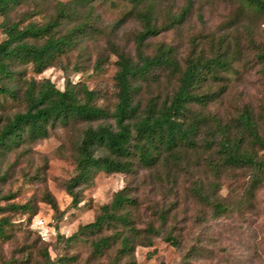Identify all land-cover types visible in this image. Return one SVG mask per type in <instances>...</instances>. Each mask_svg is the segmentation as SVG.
Listing matches in <instances>:
<instances>
[{"label":"rangeland","instance_id":"obj_1","mask_svg":"<svg viewBox=\"0 0 264 264\" xmlns=\"http://www.w3.org/2000/svg\"><path fill=\"white\" fill-rule=\"evenodd\" d=\"M61 3L69 4L70 13L59 18L55 36L65 35L81 22L86 23L85 33L40 73L31 64L14 67L19 73L5 83L16 90L18 97L0 94V127L7 118L24 110L28 80L36 86L49 80L60 89L67 81L77 88L84 85L98 93V105L111 111L116 101L114 49L135 58L136 38L141 31L136 11L148 4L155 9L156 24L169 27L143 42L145 54L152 55L163 43L173 48L182 68L190 53L208 58L222 55L229 61L228 70H219L218 78L207 86L213 91L223 89L220 97L191 110L216 116L222 124H233L245 107L255 117L264 114V11L244 0H192L178 23L171 20L184 10L186 0H147L138 8L131 0H24L9 18L19 26L44 24ZM2 19L0 15V22ZM3 38L0 29V41ZM99 56L103 62L101 70H96ZM177 82V75L155 69L148 81H140L137 98L142 104L151 96L161 102L171 97ZM103 122L57 125L43 139H26L2 152L0 218L6 217L11 225L5 236H0V264H107V257L95 259L91 255L84 240L69 237L79 226L93 221L100 206L110 202L122 187H127L137 201V209L132 212L135 225L142 228L150 223L160 231L151 246L136 247L135 264H184L182 257L191 246L198 249L191 264H264V172L250 201L244 200V193L251 172H223L217 194L232 210L216 217L211 207L194 194L213 181L204 165L208 152L201 149L189 153L168 171L161 165L155 169L138 167L129 174L100 171L90 184L78 188L80 201L73 205L65 183L75 173L76 146L86 127ZM106 122L113 123L112 119ZM258 124L263 128L264 119ZM210 136L205 128L199 132V138ZM258 156L264 159V150H259ZM46 195L55 208L46 201ZM12 204L26 208L14 210ZM161 211L168 215L163 224L157 218ZM167 232L178 237L179 246L164 240ZM74 255L76 260H65Z\"/></svg>","mask_w":264,"mask_h":264},{"label":"trees","instance_id":"obj_2","mask_svg":"<svg viewBox=\"0 0 264 264\" xmlns=\"http://www.w3.org/2000/svg\"><path fill=\"white\" fill-rule=\"evenodd\" d=\"M22 1L0 0V15L3 17L0 29L4 34L0 41V94L14 99L18 97L16 90L5 83L19 73L14 67L31 64L35 72H42L77 43L86 26L85 22H81L65 35L55 36L59 18L70 13L69 4L63 3L46 23L38 25L30 22L19 26L18 22L10 20L9 13ZM146 1L131 0L135 8ZM244 1L264 11V0ZM191 2L186 0L184 10L172 18V23L183 19ZM136 17L141 23V31L136 38L135 58L114 49L117 55L114 75L116 101L112 110L98 105V93L84 85L77 88L67 81L60 89L49 80L38 86L28 80L24 91V110L7 118L0 127V156L4 150L18 146L26 139L37 141L47 137L49 130L57 125L104 120L95 127H86L76 146L75 173L65 183L73 205L80 201L78 188L90 184L100 171L129 174L138 167L155 169L159 165L168 171L178 166L183 157L201 149L208 152L204 165L213 181L206 187L197 188L194 194L211 207L214 216H222L232 210L229 203L219 199L217 194L220 188L218 179L223 172H251L244 200L250 201L259 187L264 159L258 156V151L264 150V127L260 128L258 120H263L264 114L255 117L245 107L233 119V124H222L216 116L191 110L192 106L205 107L220 97L223 89L213 91L207 86L218 78L219 70H228V59L222 55L208 58L190 53L182 68L173 48L163 43L156 47L152 55H147L142 49L143 42L169 26L156 24L155 9L151 4L139 7ZM42 39L41 43L35 42ZM102 62L103 58L99 56L94 69L101 70ZM155 69L168 70L177 75V86L171 97L159 102L158 98L151 96L142 104L137 98L140 81H148ZM204 87L206 90H203ZM108 119H112L113 123L106 122ZM202 128L210 132L209 138H199ZM97 150L101 153L96 154ZM45 199L55 208L49 195ZM10 207L14 210L26 208L25 205L13 204ZM136 209V199L127 187H122L113 194L110 202L100 206L93 221L79 226L69 240H84L91 255L95 259L107 257V264H135L136 247L151 246L153 238L160 234L153 224L148 223L142 228L135 225L132 212ZM167 217V211H161L157 218L163 224ZM9 225V219L0 218L1 237L6 235ZM163 238L171 245L179 246L180 240L171 232ZM109 252H112L111 256H108ZM197 252L198 249L191 246L183 255L182 262L191 264ZM65 260H76V256L66 257Z\"/></svg>","mask_w":264,"mask_h":264}]
</instances>
